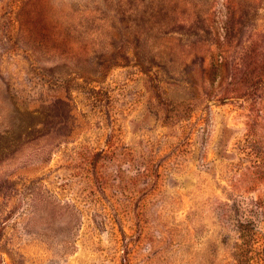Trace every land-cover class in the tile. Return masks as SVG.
<instances>
[{"label":"rangeland","instance_id":"obj_1","mask_svg":"<svg viewBox=\"0 0 264 264\" xmlns=\"http://www.w3.org/2000/svg\"><path fill=\"white\" fill-rule=\"evenodd\" d=\"M0 264H264V0H0Z\"/></svg>","mask_w":264,"mask_h":264}]
</instances>
